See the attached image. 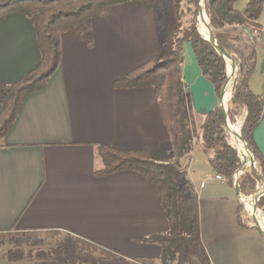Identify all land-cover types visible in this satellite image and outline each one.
<instances>
[{
    "label": "crops",
    "instance_id": "1",
    "mask_svg": "<svg viewBox=\"0 0 264 264\" xmlns=\"http://www.w3.org/2000/svg\"><path fill=\"white\" fill-rule=\"evenodd\" d=\"M247 1L237 0L234 9L242 12ZM259 24L249 88L264 96V4ZM160 41L152 11L131 3L106 8L61 35L58 67L42 89L25 97L0 147V234L49 231L58 233L49 237L108 243L127 259L158 258V245L141 242L168 229L157 190L130 170L95 175L101 167L97 148L107 145L146 150L181 169L210 264H264V234L249 225L244 212L239 221L237 184L215 180L209 155L198 145L189 154L178 152L153 89L113 87L158 55ZM38 63L31 23L7 15L0 22V83H15ZM192 112L191 129L201 121ZM244 115L240 110L234 122L226 116L229 136L240 134Z\"/></svg>",
    "mask_w": 264,
    "mask_h": 264
},
{
    "label": "trees",
    "instance_id": "2",
    "mask_svg": "<svg viewBox=\"0 0 264 264\" xmlns=\"http://www.w3.org/2000/svg\"><path fill=\"white\" fill-rule=\"evenodd\" d=\"M236 1L203 0V4L208 28L216 45L237 66V78L232 87L226 115L234 122L237 112L245 111L240 137L254 155L256 171L245 172L237 179L236 184L242 196H249L255 192L257 185L262 184L260 178L264 180V157L252 140V133L263 118L264 96L253 94L249 88V80L257 59L254 38L261 30L259 18L264 0H248L242 12L234 9ZM128 3L152 11L161 32V48L158 55L114 81L113 87L153 89L171 144L182 155L189 154L195 145L205 153L207 150L211 151L212 155H209L208 160L213 171L232 182V176L240 167V161L229 144L221 112L215 108L210 114L201 116L194 138L182 87V43L191 45L201 74L211 82L218 98L227 80L225 60L215 46L205 40L197 30L196 16L200 0H0V22L12 13L26 17L33 27L39 52V63L34 69L15 83H0V147L4 146L3 139L15 121L25 97L42 89L58 67L61 35L95 18L106 8ZM185 13L190 19L183 25ZM96 156L101 167L95 171V175L130 170L144 177L157 190L159 205L168 229L163 233L144 237L141 242L158 245L161 249L159 257L127 259L96 242L66 237L74 245L38 251L35 258L41 259L50 255L61 258L63 264H68V259L72 256L71 250L79 247L83 255L97 253L113 262L100 261L97 264H188L192 259L197 260V264H210L199 237L196 204L194 198L187 195L186 186L181 180V169L161 163L153 153L141 149L118 150L100 145ZM256 205L264 216V194ZM242 213L241 207L239 221ZM54 235L58 233L47 231L24 233L21 236L39 238ZM12 236L8 233L0 234V238ZM82 254H78V258H74L71 264H82L79 262ZM21 256H30V253L24 255L21 251L8 252L11 260Z\"/></svg>",
    "mask_w": 264,
    "mask_h": 264
},
{
    "label": "water",
    "instance_id": "3",
    "mask_svg": "<svg viewBox=\"0 0 264 264\" xmlns=\"http://www.w3.org/2000/svg\"><path fill=\"white\" fill-rule=\"evenodd\" d=\"M202 15L203 13L200 7H198V16H202ZM206 26H207V29L211 32V30L208 28L207 23H206ZM207 41H209L212 45L215 46L216 50L219 52V54L222 56V58L225 61H230L233 71L237 70V66L235 62L229 58V56L223 49L219 48L216 45L214 38H213V34H212L211 39ZM182 49H183V57H184V64L182 68V87H183L184 94H188L190 97V103H191L192 110L194 111L195 114L199 116H206L210 114L215 108H218L223 116L224 127L227 131L228 129L225 126L227 111L222 101V98H223V91L226 88V84L229 78L228 75H227V80L224 85V88L221 92L220 98H218L215 94L214 87L211 84V82H209L201 74V71L197 64L196 55L193 52L191 45L188 43H182ZM233 134H235L238 137V139L242 141L247 146V148L251 151L249 146L241 139L239 133H233ZM252 140H253L255 147L258 149L260 154L264 157V117L261 119L259 124L254 129L252 133ZM253 171L255 172L256 169H253ZM260 180L264 184V180L261 178Z\"/></svg>",
    "mask_w": 264,
    "mask_h": 264
},
{
    "label": "rangeland",
    "instance_id": "4",
    "mask_svg": "<svg viewBox=\"0 0 264 264\" xmlns=\"http://www.w3.org/2000/svg\"><path fill=\"white\" fill-rule=\"evenodd\" d=\"M205 1L208 2L209 0H205ZM199 7H200L202 13H204L205 11H204L203 0H200ZM197 18H198V14L196 16V19ZM189 19H190V16H188V14L185 13L184 18L182 20L183 25H186L187 22L189 21ZM225 63H226V61H225ZM236 78H237V70L235 71V74H234V78L232 81L233 84H231L230 93L232 91V87L234 85V82L236 81ZM184 95H185V99H186V103L188 106L189 113L193 115V112L190 108V106H191L190 97L188 94H184ZM226 106L228 108V104ZM230 122H231V120H230ZM192 134H193V137L195 138L196 137V127H194L193 125H192ZM228 138L230 139L229 135H228ZM228 141H230V140H228ZM206 152L208 155H212L211 151L207 150ZM197 159L201 160L200 158H197ZM248 171H250V169L244 171V173L248 172ZM259 185H261V184H259ZM259 185L256 186L254 193H256ZM262 218L264 219V217H262ZM98 244H100L103 247L107 246V248L114 251L113 247H110V245L108 243H105L106 245L104 243H98ZM70 245H74V242L71 240H68L66 238H63V237L45 236V237H39V238H30V237L13 235L12 237L0 238V264H63V261L61 258H56V257L52 256V257L46 258L44 260H37V258H35L34 255L38 251H49V250L55 249L57 247H69ZM9 251H21L22 253H24V255H27L28 253H30V256H21V258H18L16 260H11L8 257ZM71 252H72V256H71V258L68 259V264L73 263L74 258L75 259L78 258V254H82L81 251L79 250V247L77 249H72ZM81 257L82 258L79 259V262L82 264H85L87 262L88 263L92 262L93 264H97L100 261L101 262L106 261V262L113 263L111 260H108L104 257L98 256L97 253H92L89 255H85V253H84V255L82 254ZM75 263H76V261H75ZM197 263H198L197 260L192 259V260H190V262L188 264H197Z\"/></svg>",
    "mask_w": 264,
    "mask_h": 264
},
{
    "label": "built area",
    "instance_id": "5",
    "mask_svg": "<svg viewBox=\"0 0 264 264\" xmlns=\"http://www.w3.org/2000/svg\"><path fill=\"white\" fill-rule=\"evenodd\" d=\"M228 81H230L229 78H228ZM230 83L233 84L232 80L230 81ZM230 90H231V86H230ZM230 145L236 151L237 157L240 161V167L234 172L232 176V181L236 183L237 179L244 173V171L249 170V169L250 170L256 169L255 167L256 163H255V158H254L253 153L233 133L230 134ZM214 179L221 181V182L227 181L226 178L220 174H216L214 176ZM263 194H264V189L257 188L256 193L251 194L249 196H242L239 193L238 200L242 205L243 212L246 214V216L250 220L249 225L251 227L259 229L264 234V230L261 225V219L264 216L262 215L261 211L256 205L257 201ZM248 204L250 205L251 208L248 207Z\"/></svg>",
    "mask_w": 264,
    "mask_h": 264
},
{
    "label": "bare ground",
    "instance_id": "6",
    "mask_svg": "<svg viewBox=\"0 0 264 264\" xmlns=\"http://www.w3.org/2000/svg\"><path fill=\"white\" fill-rule=\"evenodd\" d=\"M196 23H197L196 24L197 30L200 33V35L203 38L211 39L209 30L207 29V26H206V16L204 13L202 16H198ZM226 71H227L226 72L227 75H229V80L233 81L235 72L232 70L230 61H226ZM230 81H228L227 86L225 88V91L223 93L222 101L225 104V106H226V104L229 100V96H230V86H231ZM231 131H233V130H231ZM248 207L251 208L249 204H248ZM261 225H262V228L264 229V219L263 218L261 219Z\"/></svg>",
    "mask_w": 264,
    "mask_h": 264
}]
</instances>
